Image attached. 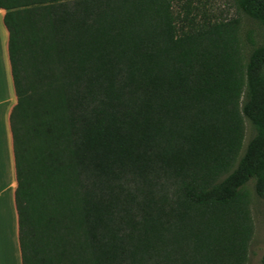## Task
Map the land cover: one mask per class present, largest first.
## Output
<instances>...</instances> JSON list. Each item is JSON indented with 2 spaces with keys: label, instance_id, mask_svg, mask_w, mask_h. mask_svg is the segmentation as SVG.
I'll list each match as a JSON object with an SVG mask.
<instances>
[{
  "label": "trees",
  "instance_id": "1",
  "mask_svg": "<svg viewBox=\"0 0 264 264\" xmlns=\"http://www.w3.org/2000/svg\"><path fill=\"white\" fill-rule=\"evenodd\" d=\"M232 2L242 40L208 0H0L21 264L247 263L264 0Z\"/></svg>",
  "mask_w": 264,
  "mask_h": 264
},
{
  "label": "crops",
  "instance_id": "2",
  "mask_svg": "<svg viewBox=\"0 0 264 264\" xmlns=\"http://www.w3.org/2000/svg\"><path fill=\"white\" fill-rule=\"evenodd\" d=\"M0 10V264H21L18 244L17 213L14 203L16 187L9 129V115L16 103L7 57L8 34Z\"/></svg>",
  "mask_w": 264,
  "mask_h": 264
},
{
  "label": "rangeland",
  "instance_id": "3",
  "mask_svg": "<svg viewBox=\"0 0 264 264\" xmlns=\"http://www.w3.org/2000/svg\"><path fill=\"white\" fill-rule=\"evenodd\" d=\"M209 10L224 20H238L239 37L241 40L248 30L255 31V25L246 19L240 12L236 11L232 0H208ZM250 135V126L244 121V140L246 143ZM250 195V218L252 222V237L248 247V260L246 264H261L264 254V203L255 199L252 193V182L246 187Z\"/></svg>",
  "mask_w": 264,
  "mask_h": 264
}]
</instances>
